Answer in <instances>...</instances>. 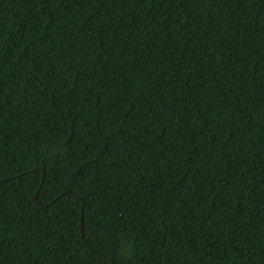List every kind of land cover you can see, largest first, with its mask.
<instances>
[{
	"label": "trees",
	"instance_id": "obj_1",
	"mask_svg": "<svg viewBox=\"0 0 264 264\" xmlns=\"http://www.w3.org/2000/svg\"><path fill=\"white\" fill-rule=\"evenodd\" d=\"M110 260L264 264V0H0V264Z\"/></svg>",
	"mask_w": 264,
	"mask_h": 264
},
{
	"label": "water",
	"instance_id": "obj_2",
	"mask_svg": "<svg viewBox=\"0 0 264 264\" xmlns=\"http://www.w3.org/2000/svg\"><path fill=\"white\" fill-rule=\"evenodd\" d=\"M81 233H82V236H84L83 235V217H81ZM113 264H117V263H115V262H113L112 260H110Z\"/></svg>",
	"mask_w": 264,
	"mask_h": 264
}]
</instances>
